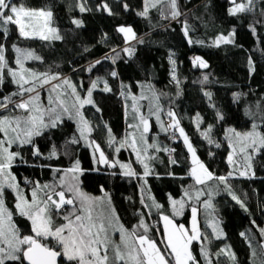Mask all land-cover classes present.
<instances>
[{"label": "trees", "instance_id": "obj_1", "mask_svg": "<svg viewBox=\"0 0 264 264\" xmlns=\"http://www.w3.org/2000/svg\"><path fill=\"white\" fill-rule=\"evenodd\" d=\"M26 6L46 10L53 13L52 26L59 30L60 40L41 41L39 39H25L20 37L15 26H9L7 36L0 33V43L6 47V56L13 67L11 59H15L13 45L22 49L33 50L42 60H31L27 66L39 72L51 70L68 77L78 86L83 82L87 89L91 81L100 78L107 80L111 92H104L101 88L93 92L95 107L88 105L84 108L85 116L94 126H99L91 134L92 138L101 145L109 156L113 155L106 140L107 133L104 125L111 128L117 140L131 131L127 125L132 123L131 99L122 97V85L130 86L132 94L139 95V84H150L157 95L160 104L166 113L169 109L175 112L188 135L190 142L196 149L200 161L216 176L227 175L231 171L227 162L230 148L225 139L227 128L238 131H247L253 121L259 122L264 116V0H256L255 10L251 13H241L236 16L229 15L228 9L232 7L230 0H178V7L182 15L178 20L166 19L168 9L164 5L149 10L148 17L138 15L144 8V0H86V7L90 11L80 12L78 3L84 0H15ZM107 4L112 11L109 15L101 5ZM127 5V8L124 5ZM164 11L161 12L160 8ZM74 19L82 21L77 27ZM259 21V23H258ZM189 26V36L183 31L184 23ZM130 26L135 32L136 40L125 43L123 34L117 31L120 26ZM255 26V33L252 26ZM235 29L234 44H220L215 46L213 41L218 35H227ZM189 37L193 41L189 44ZM202 41L203 43H195ZM127 46H134V54L128 57L122 52ZM120 53V58L113 63L110 56ZM175 60V76L173 79V65L169 56ZM194 57L202 58L206 68H200L193 63ZM249 58H251L254 71H250ZM97 64L89 73L86 69ZM116 71L117 77L110 73ZM207 76V80L204 77ZM5 82L0 91V96L15 91V85L5 73ZM179 81L177 83L176 81ZM103 85L99 83V87ZM205 93H210L205 95ZM83 94V93H82ZM237 94L239 98L237 99ZM146 112L148 101H140ZM127 105V110H126ZM99 108V112L96 111ZM127 113V114H126ZM162 113V119L167 116ZM218 114L223 119H218ZM199 124V127L197 125ZM208 126H212L210 133L212 139L221 144L216 148L209 144L201 134ZM264 131V127L260 128ZM152 132H157L153 124ZM77 134L76 124L65 119L62 126L46 132L43 136L36 137L35 143L40 152L47 155L52 146L59 154V159L46 160L34 157L30 146L21 149V154L26 163L19 161L11 171L24 187V178L39 180L43 183H52L55 174L52 168L66 169L72 161L79 159L81 168L85 171L80 176V188L94 197H101L108 193L111 205L119 216L120 222L125 227L131 228L140 219L139 213H145L148 223H156L152 236H157L156 228L163 235L162 221L159 212L153 208L151 216L147 215L148 209L141 204L144 198L146 203H151L148 197H154L157 203L163 205L160 210L170 217L173 215L170 207L169 196L179 199L185 188L194 184L189 175L192 167L190 155L183 141L176 138L169 140L168 134L161 137L160 145L174 149V159L171 164L165 151L156 153L157 159L150 162L154 174L147 177V187L142 188V181L135 177L122 175L119 168H108L94 165L91 149L80 144H70L68 141ZM67 152V155L64 153ZM119 160L131 162L137 173H142V166L136 162L135 154L130 149H122L118 154ZM254 175L248 177H230L228 183L234 194L243 201L246 211L241 208L231 195L220 184L214 187L212 202L215 211L199 206L200 230L208 236L204 245L215 253L221 248L230 246L235 253V264H264V237L260 236L259 229L264 228V150L256 155L251 162ZM45 165H51L52 168ZM99 167L100 171H92ZM115 173V174H113ZM215 185L216 182H210ZM199 187V186H198ZM103 188V192L101 189ZM202 197L201 199H205ZM5 203L15 214V197L10 190H5ZM196 204V201L192 202ZM213 217L222 225L224 235L215 238L209 221ZM17 226L24 234H30V222L14 215ZM190 207L186 206L180 216L175 217L177 224L190 225ZM57 223H62L57 219ZM254 222V223H253ZM245 233L246 240L240 234ZM256 249V257L252 256V248ZM193 254L198 260L200 244L193 242ZM213 264H216L213 257ZM220 264H233L224 256L220 257Z\"/></svg>", "mask_w": 264, "mask_h": 264}, {"label": "snow or ice", "instance_id": "obj_2", "mask_svg": "<svg viewBox=\"0 0 264 264\" xmlns=\"http://www.w3.org/2000/svg\"><path fill=\"white\" fill-rule=\"evenodd\" d=\"M230 4L232 7L228 9L229 15L236 16L253 12L256 0H230ZM159 5L167 7L166 19L178 20L182 15L178 0H144V8L138 15L148 17L149 10ZM77 7L80 12L91 10L86 7V0L78 3ZM101 7L109 15L113 14L106 3ZM124 7L127 8V5L125 4ZM160 11L163 12L164 8L161 7ZM261 15L264 16V9H261ZM52 17L51 10L31 8L15 0H0V33H3L5 37L11 25L15 26L19 36L25 39L60 40L62 37L59 30L52 26ZM73 23L77 27L82 25L79 19H74ZM117 31L123 34L126 44L130 45L133 40L142 43L130 26L122 25ZM183 31L188 37L189 26L186 22ZM252 31L253 33L256 31L254 25ZM188 42L193 43L190 37ZM195 43L202 44L203 42L196 41ZM234 43L235 29L227 35L221 33L213 41L215 46ZM12 47L16 53L15 67L9 63L5 45L0 43V89L3 88L5 82V73L15 85V91L0 96V264H213V257H215L216 264H220L221 256L235 264V253L231 252L230 246L213 253L204 245V241L209 238L199 228V206L215 211L212 202L214 187L223 184L232 200L236 201L245 211L247 210L243 201L232 191L228 181L236 174L239 176L254 175L251 162L264 150V131L260 130L264 127V116L260 117L259 122L254 120L247 131L227 129L225 139L229 141L231 148L227 162L235 167L227 175L216 176L198 158L196 149L189 141L183 127H180V121L175 112L169 109L164 113L160 104V96L150 84H139L141 88L139 95L132 94L130 86L122 85V89H127V92L122 90L120 95L131 99L133 122L127 125L131 131L126 132L125 136L119 140L113 136L111 128L104 125L107 133L106 143L113 150V155L109 158L101 145L91 136L99 126H94L84 114L85 106L95 107L93 91L97 89L100 82L104 85L102 91L111 92L107 80L101 81L97 78L91 81L87 89H84L83 82H80L78 86L60 73L51 70L39 72L26 67L27 61H41L42 58L33 50L22 49L16 45ZM112 51L116 55L108 59L115 63L116 59L120 58V53L116 52V49ZM122 52L131 57L134 54V46L124 47ZM169 61L173 65V79L176 80V62L171 54ZM100 63L101 61L97 60L86 71L91 73L92 69ZM193 63L200 68L208 66L200 57H194ZM249 67L250 71H254L251 58H249ZM110 75L117 77L118 73L112 71ZM204 79L207 80V76ZM176 82L179 83L178 80ZM205 95L210 96V93H205ZM238 98L239 94H237ZM140 101H148L146 112L141 110L145 106ZM96 111L99 112V108H96ZM162 113L168 117L167 121L162 119ZM152 117H155L162 132L171 133L172 138H176L178 132L183 138L191 154L192 167L189 175L194 180V184L185 188L179 199L169 196L173 213L171 217L160 212L163 205L157 203L154 197H148L151 200L150 204L146 203L144 198L141 199L143 207L148 209L149 217L153 208L160 214V221L163 222V235H160L159 228L155 229L159 244L157 238L152 236L155 225L148 223L145 213H139L140 219L136 225L131 228L125 227L111 206L108 193L105 192L101 197H94L80 188V176L85 170L81 168L79 159L73 160L71 166L66 169L45 165L52 168L54 176L59 174L55 176L52 183L42 184L39 180L33 181L25 177V186L21 187L11 171L17 161L26 163L21 154V149L25 146L31 147L34 157L46 160L59 159L55 145L45 155L40 152L35 138L57 129L67 119L76 123L78 133V135H73L68 143L76 145L83 141L85 146L92 150L94 165L119 168L122 170V175L136 177L142 181V188H146L147 177L154 174L150 162L158 158L156 153L165 151L171 154L175 151L161 146L155 133L152 134L153 139L150 142ZM218 119L222 120L223 116L218 114ZM211 131L212 126H208L201 134L209 144L220 148L221 144L212 139ZM14 146L15 151H13ZM122 149H130L135 154L136 162L143 168L142 173H137L131 162L119 160L118 154ZM64 154L67 155V152ZM237 156L239 160L235 159ZM170 163L175 164L177 161L171 159ZM92 171L98 172L100 168L94 166ZM213 181L216 182L215 185L210 183ZM6 189L10 190L15 197V214L5 203ZM101 191L103 192V188ZM202 197L206 198L202 200ZM193 201L197 203L193 204ZM186 206L190 207L191 212L189 227H185L182 223H175V217L182 215ZM14 215L30 222V234L21 232ZM57 219L62 223H57ZM211 227L216 239L224 235L215 217H213ZM259 232L260 236L264 237V228H260ZM117 234H119L118 239L115 238ZM240 235L246 240L249 238L243 232ZM194 241L200 244L202 261L198 260L191 250ZM250 248H252L251 244ZM260 248L264 250V244H261ZM252 256L256 257L255 248H252Z\"/></svg>", "mask_w": 264, "mask_h": 264}, {"label": "rangeland", "instance_id": "obj_3", "mask_svg": "<svg viewBox=\"0 0 264 264\" xmlns=\"http://www.w3.org/2000/svg\"><path fill=\"white\" fill-rule=\"evenodd\" d=\"M15 56H16V53H15ZM31 60H29V61H27L26 62V67H28L27 66V64L30 62ZM11 62L14 64V59H11ZM10 63V62H9ZM13 66V65H12ZM142 111H145L143 108L141 109ZM167 120H168V118H167ZM166 120V121H167ZM153 124H155L156 126H157V132L155 133V134H157V139H158V142H159V144L161 143V137L160 136H163V135H165V133L164 132H162L161 130H160V126H159V124L155 121V117H152L151 118V121H150V125H151V132H150V134H149V140H150V142L152 141V139H153V136H152V134H153V132H152V128H153ZM228 129V128H227ZM261 130V129H260ZM178 133V132H177ZM226 134H227V130H226V133H225V137H226ZM178 136H179V134H178ZM178 139L179 140H183V138L182 137H178ZM190 141V140H189ZM226 141H227V144H228V146H229V141L226 139ZM192 144V143H191ZM26 147V146H25ZM187 147V146H186ZM229 148H230V146H229ZM16 150V148H15V146L13 147V151H15ZM230 152H231V148H230ZM190 154V153H189ZM190 158H191V154H190ZM235 159H237V160H239V156H237V157H235ZM230 165V164H229ZM235 166L234 165H230V168H231V171L233 170V168H234ZM234 176H236V177H248V176H239L238 174H236V175H234ZM112 206V205H111ZM198 222H199V228H200V220H199V212H198ZM175 223H176V221H175ZM190 223H191V219H190ZM209 223H210V225H209V227H211V223H212V220L211 221H209ZM177 224V223H176ZM185 225V224H184ZM162 226H163V222H162ZM190 226V225H189ZM189 226H186L185 225V227H189ZM219 229H222V225L221 224H219ZM222 231H223V229H222ZM223 234H224V232H223ZM116 239H118L119 238V234H117L116 235V237H115ZM194 242H196V241H194ZM191 250H192V248H191ZM202 259V258H201ZM202 261V260H201Z\"/></svg>", "mask_w": 264, "mask_h": 264}, {"label": "built area", "instance_id": "obj_4", "mask_svg": "<svg viewBox=\"0 0 264 264\" xmlns=\"http://www.w3.org/2000/svg\"><path fill=\"white\" fill-rule=\"evenodd\" d=\"M0 91H1V89H0ZM168 138H169V140L175 139V138H172L171 133L168 134ZM167 158L169 160L174 159V153L173 152L171 154L167 153ZM135 179H136V177H135ZM152 224H154L156 226L155 222H152Z\"/></svg>", "mask_w": 264, "mask_h": 264}, {"label": "crops", "instance_id": "obj_5", "mask_svg": "<svg viewBox=\"0 0 264 264\" xmlns=\"http://www.w3.org/2000/svg\"><path fill=\"white\" fill-rule=\"evenodd\" d=\"M133 41H134V40H133ZM133 41H131V42H133ZM131 42H130V43H131ZM103 87H104V85H102L101 87H99V84H98V87H97L96 90H98L99 88L103 89ZM94 91H95V90H94ZM94 91H93V92H94ZM71 121H72V120H71ZM73 122H74V121H73ZM74 123H75V122H74ZM75 124H76V123H75ZM76 129H77V125H76ZM77 134H78V133H77ZM181 141H183V140H181ZM81 142L83 143V145H85L83 141H81ZM183 143H184V142H183ZM86 147H87V146H86ZM185 147H186V145H185ZM88 148H89V147H88ZM186 149H187V147H186ZM187 151H188V150H187ZM188 153H189V152H188ZM189 155H190V154H189ZM190 159H191V158H190ZM154 199H155V198H154ZM150 201H151V200H150ZM155 201H156V200H155ZM156 202H157V201H156Z\"/></svg>", "mask_w": 264, "mask_h": 264}]
</instances>
